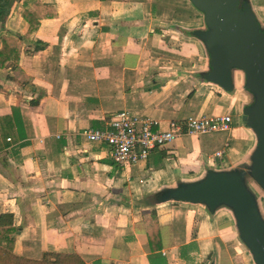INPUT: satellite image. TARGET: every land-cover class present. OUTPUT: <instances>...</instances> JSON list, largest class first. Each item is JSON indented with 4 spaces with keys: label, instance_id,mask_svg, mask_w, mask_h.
<instances>
[{
    "label": "crops",
    "instance_id": "0c3cea01",
    "mask_svg": "<svg viewBox=\"0 0 264 264\" xmlns=\"http://www.w3.org/2000/svg\"><path fill=\"white\" fill-rule=\"evenodd\" d=\"M37 2L45 16L28 35L21 12ZM254 2L264 16V0ZM196 18L187 0H21L11 24L18 35L4 37L22 39L18 69L0 68V215H12L16 252L32 260L71 253L83 264H204L218 250L219 264H238L240 254L249 264L225 224L188 207L138 203L156 180L197 169L216 151L237 153L247 136L235 114L229 133L182 135L122 169L107 144L82 136L110 129L122 110L154 130L233 111L189 76L201 57L174 24ZM232 138L238 150L224 147ZM118 191L130 194V209L109 201ZM153 216L157 231L146 228Z\"/></svg>",
    "mask_w": 264,
    "mask_h": 264
},
{
    "label": "water",
    "instance_id": "95a60500",
    "mask_svg": "<svg viewBox=\"0 0 264 264\" xmlns=\"http://www.w3.org/2000/svg\"><path fill=\"white\" fill-rule=\"evenodd\" d=\"M197 18L174 31L199 51L190 71L194 84L233 102L246 144L222 166L201 164L156 180L140 193L147 208L179 205L198 211L208 224H225L249 264H264V16L254 0H187ZM21 0H0V45L18 34L11 26ZM6 73L0 69V81ZM8 83V81H6ZM111 202L130 209L128 192ZM204 264H219L218 250Z\"/></svg>",
    "mask_w": 264,
    "mask_h": 264
},
{
    "label": "built area",
    "instance_id": "2783aa9c",
    "mask_svg": "<svg viewBox=\"0 0 264 264\" xmlns=\"http://www.w3.org/2000/svg\"><path fill=\"white\" fill-rule=\"evenodd\" d=\"M233 111L219 116H193L186 120L169 121L163 130H154L153 122L142 116L122 110L110 121V129L89 128L82 136L89 142L105 143L111 148V156L118 168H125L145 160L156 147L172 142L182 135H207L229 133L233 126ZM231 140L225 141V148ZM225 149L214 152L213 157L224 158Z\"/></svg>",
    "mask_w": 264,
    "mask_h": 264
},
{
    "label": "trees",
    "instance_id": "16d2710c",
    "mask_svg": "<svg viewBox=\"0 0 264 264\" xmlns=\"http://www.w3.org/2000/svg\"><path fill=\"white\" fill-rule=\"evenodd\" d=\"M47 8L43 3L37 2L34 4L33 9L24 8L21 12V16L27 23L26 34H31L39 26L41 19L45 16V13H41V8ZM22 39L3 38L0 45V68H7L10 65V70L16 71L18 69V61L20 58V43ZM19 78H22L20 75ZM24 78V77H23ZM8 79L12 82L19 83L17 78L13 74L8 75ZM5 120V118H0ZM156 219L153 216L147 220V226L158 230L156 227ZM148 230V229H147ZM17 228L13 224L12 215L1 214L0 215V264H83L82 259L71 253L60 252H44L42 257L38 260H32L25 258L15 250ZM148 234L151 231H147ZM151 235V234H150ZM149 238V235H148Z\"/></svg>",
    "mask_w": 264,
    "mask_h": 264
},
{
    "label": "rangeland",
    "instance_id": "374dc122",
    "mask_svg": "<svg viewBox=\"0 0 264 264\" xmlns=\"http://www.w3.org/2000/svg\"><path fill=\"white\" fill-rule=\"evenodd\" d=\"M215 134V133H214ZM216 134H221V133H216ZM211 135V134H210ZM238 138V140H242L243 139V136H238L237 137ZM233 140V144L231 145V146H229L228 147V150H238V147H236L235 145H236V143H239V142H235L234 141V138H232ZM240 148V147H239ZM227 152H229V151H227ZM230 154H228L227 155V157L229 156ZM225 158V157H224ZM224 158H216V157H213V158H209V160H206V163H205V165H208L209 163L212 165V166H218V167H220V166H222V163H223V160H224ZM139 163V162H138ZM222 232H224V234L225 233H227L226 231L227 230H221ZM220 234V233H219ZM220 237V235L217 237V238H219ZM234 261L235 262H239L238 264H245V260H244V258L242 257V255L240 254V255H236V257L234 258ZM233 261V262H234Z\"/></svg>",
    "mask_w": 264,
    "mask_h": 264
}]
</instances>
